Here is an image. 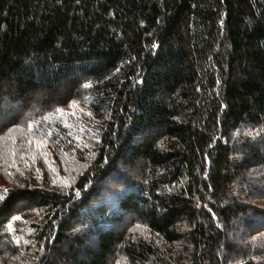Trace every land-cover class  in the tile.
Wrapping results in <instances>:
<instances>
[{"label":"trees","instance_id":"16d2710c","mask_svg":"<svg viewBox=\"0 0 264 264\" xmlns=\"http://www.w3.org/2000/svg\"><path fill=\"white\" fill-rule=\"evenodd\" d=\"M262 127L264 0H0V264H264Z\"/></svg>","mask_w":264,"mask_h":264},{"label":"snow or ice","instance_id":"6c2138e0","mask_svg":"<svg viewBox=\"0 0 264 264\" xmlns=\"http://www.w3.org/2000/svg\"><path fill=\"white\" fill-rule=\"evenodd\" d=\"M153 47H155V45H154ZM90 86H91V85H90L89 83H85V84L83 85L84 88H89ZM75 103H76V101H73V102H72V105H75ZM55 111H56V112H61L62 110L59 109V108H57V109H55ZM28 127H29L30 129H32V128H33V125H32L31 123H29ZM10 130H11V129H10ZM260 132H264V127H262V128L260 129ZM260 132H256L255 135H259ZM85 187H87V185H86ZM8 191H9L8 189H3L2 191H0V201H3V200L5 199V194H6ZM80 195H81V193H80L79 191H77V192L75 193V196H76V197H79ZM18 219H19V217H13V220H18ZM8 227H9V230L11 231L12 229H11V225H10V224H9ZM138 227H139V226H138ZM16 243L18 244L19 241L17 240Z\"/></svg>","mask_w":264,"mask_h":264},{"label":"rangeland","instance_id":"374dc122","mask_svg":"<svg viewBox=\"0 0 264 264\" xmlns=\"http://www.w3.org/2000/svg\"><path fill=\"white\" fill-rule=\"evenodd\" d=\"M35 107H37V106L34 104V108H35ZM257 167L259 168L260 165L256 166V168H257ZM125 170H127L126 173L128 172V173H131V174H133V175H136V174H135V171H131V169L128 168V167H127ZM254 170H255V169H254ZM110 181H111V180H108V181H106L105 183H106V184H110V186H111V185L114 186L113 184L110 183ZM251 218H252V217H251ZM253 218H254V217H253ZM234 232H235V231H234ZM242 232H243V231H242ZM242 232H241V233H240V232L238 233L239 236H241V234H243ZM235 233H237V232H235ZM244 233H245V232H244ZM239 236H238V239H237V240H236V238H235V241H234V242H237V241H238V243L240 242V240H239ZM19 260H22V255L20 256Z\"/></svg>","mask_w":264,"mask_h":264}]
</instances>
